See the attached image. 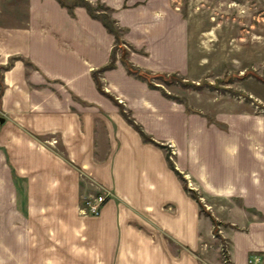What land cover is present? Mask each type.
Returning <instances> with one entry per match:
<instances>
[{"label": "crops", "instance_id": "0c3cea01", "mask_svg": "<svg viewBox=\"0 0 264 264\" xmlns=\"http://www.w3.org/2000/svg\"><path fill=\"white\" fill-rule=\"evenodd\" d=\"M88 1L110 9L133 65L186 72L187 24L172 0ZM113 41L83 6L0 0V264H208L210 219L158 144L229 225L228 264H264V114L166 97L117 55L99 90L92 71ZM96 194L99 213H80Z\"/></svg>", "mask_w": 264, "mask_h": 264}, {"label": "rangeland", "instance_id": "374dc122", "mask_svg": "<svg viewBox=\"0 0 264 264\" xmlns=\"http://www.w3.org/2000/svg\"><path fill=\"white\" fill-rule=\"evenodd\" d=\"M172 4L186 20L188 67L185 73L154 78L153 83L206 113L225 109L264 114V0H172ZM198 200L207 211L204 197ZM225 227L216 226L218 236L205 240L202 261L217 264L219 259L218 264H224L220 251L227 255L228 242L219 230Z\"/></svg>", "mask_w": 264, "mask_h": 264}, {"label": "trees", "instance_id": "16d2710c", "mask_svg": "<svg viewBox=\"0 0 264 264\" xmlns=\"http://www.w3.org/2000/svg\"><path fill=\"white\" fill-rule=\"evenodd\" d=\"M57 2L60 5L65 6L69 12H71L72 7L75 5L83 6L85 8V10L87 11V13L91 17L98 19L101 22V24L104 26V28L108 32L112 33L114 36V41H113V45L110 49L108 61L104 65H102L100 68H98L97 70L92 71V77H93V79L96 83V86L99 90H101L100 89V83L97 79L96 74L98 71H100L102 69L110 68L114 65L116 52H117L118 59L120 60V62L124 66L126 72L128 74L138 78V79L144 80L149 87H152V88L159 87L157 84L153 83L152 80L154 78H160L163 76H176V75H178V73H174V72H172V73H151V72H148L146 70H142L141 68L133 65L130 61H128L126 58L127 49L124 46V41L121 40V38H120V32L122 29L120 27H118L116 25L114 19H112L110 17V15H109L110 9L107 6H105L99 2L90 3L88 0H71L70 2H65L64 0H57ZM189 85L195 86L192 83ZM161 92L164 96L173 98V96L169 95L165 91L161 90ZM122 114H123L124 118L126 119V121L132 123L133 127L138 131V133L140 134L143 141L153 142L148 135H146L136 124H134L132 122V120L129 118V116H127L126 113L122 112ZM153 143H155V142H153ZM158 145L160 147L164 148V154H165V158H166L168 166L182 180L184 189L189 193V195L193 199L196 200V202L198 204V211L200 213H204L205 215H207L209 217L210 223L212 226V229H211L212 235L218 236V234H216V232H215L216 226H218V225L229 226V225L216 221V219H214L212 216H210V214L207 211L204 210L203 206L200 204V202L198 200L199 195L193 189L186 186L185 179L182 177V175L177 170L174 169L173 164H172L171 159H170L169 149L165 145H162V144H158ZM220 255H221V259L223 260L224 264L228 263L227 255L225 254V252L223 250L220 251Z\"/></svg>", "mask_w": 264, "mask_h": 264}, {"label": "built area", "instance_id": "2783aa9c", "mask_svg": "<svg viewBox=\"0 0 264 264\" xmlns=\"http://www.w3.org/2000/svg\"><path fill=\"white\" fill-rule=\"evenodd\" d=\"M104 199V194L84 196L80 202L78 211L82 214L96 215L99 213ZM261 262L262 258L258 255H250L248 257V264H260Z\"/></svg>", "mask_w": 264, "mask_h": 264}, {"label": "water", "instance_id": "95a60500", "mask_svg": "<svg viewBox=\"0 0 264 264\" xmlns=\"http://www.w3.org/2000/svg\"><path fill=\"white\" fill-rule=\"evenodd\" d=\"M2 121V117H0V122Z\"/></svg>", "mask_w": 264, "mask_h": 264}]
</instances>
